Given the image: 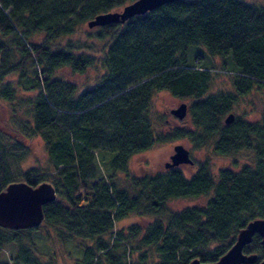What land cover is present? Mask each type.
Wrapping results in <instances>:
<instances>
[{"label": "trees", "instance_id": "16d2710c", "mask_svg": "<svg viewBox=\"0 0 264 264\" xmlns=\"http://www.w3.org/2000/svg\"><path fill=\"white\" fill-rule=\"evenodd\" d=\"M132 1L0 0V97L15 104L17 88L3 82L12 74L35 93L20 131L27 138L38 136L47 156L44 169L20 173L25 146L0 135V191L24 182L49 183L56 193L43 206L38 227L0 228V252L6 245L16 250L11 262L0 264H50L35 256L29 236L42 226L62 242L82 241L75 264L213 263L248 222L264 218V107L253 122L234 115L224 123L242 97L252 91L264 96V5L178 0L124 24L89 28L84 40L71 38L96 15ZM39 34V43L28 42ZM200 47L226 60L221 70L231 76L230 91L209 92L212 67L201 62V54L191 55V48ZM64 68L74 74L92 69L95 81L80 89L56 75ZM162 90L191 100L192 129L155 131L152 97ZM177 139L196 148L211 144L223 156L250 152L253 164L236 172L220 169L216 177L207 161L190 177L179 168L128 174L133 154ZM120 173L128 177L125 187ZM201 196H208L201 206L171 211L166 205ZM131 213L152 221L144 230L132 225L128 236L113 232L115 221ZM112 234L115 238L106 241ZM260 241L254 235L242 250L256 256L252 264L264 258Z\"/></svg>", "mask_w": 264, "mask_h": 264}, {"label": "rangeland", "instance_id": "374dc122", "mask_svg": "<svg viewBox=\"0 0 264 264\" xmlns=\"http://www.w3.org/2000/svg\"><path fill=\"white\" fill-rule=\"evenodd\" d=\"M250 4L264 5V0H242ZM86 24L78 28L77 32L71 36L72 39H86L87 33ZM43 38V34L32 37L29 43H39ZM195 49V51H193ZM191 55L196 53L201 54V62L212 67V83L210 84L209 92L230 91L231 76L226 71H222V65L226 66V60L218 56H208L203 47L191 48ZM18 57V54L15 53ZM58 77L76 83L80 89L91 85L96 78V72L92 69L84 74H74L68 68H64L57 72ZM17 75H8L3 82L10 83L13 88H17L15 104L8 102L0 97V135L4 136L8 142H19L25 146L27 150L26 156L18 165L19 172H25L30 169L41 170L47 166V156L42 140L38 136L27 138L22 133V122L26 118V103L32 98L35 93L26 90L23 84L18 83ZM181 103H185L187 107L191 104L190 99H177L172 97L167 91L162 90L156 92L152 97L151 103V118L155 131L166 134L174 129L186 128L192 129L190 118L187 115L178 120L171 115L170 110L177 108ZM264 107V96L262 91H252L250 94L241 98L239 106L235 109L233 115H243V117L253 122L259 118L260 112ZM228 115V114H227ZM225 115V117L227 116ZM177 144L182 145L189 152V157L192 160V165H181L177 168L181 169L186 177H190L195 171L198 163L208 162L210 173L216 177L220 169H229L234 172L239 171L243 165L251 166L253 164L252 154L250 152L232 153L226 156L218 155L213 151L211 144L196 148L188 139L166 140L152 145L147 150L133 154L128 160V174L130 176H145L154 175L155 173L165 170V163L169 162V157L173 154V147ZM118 181L125 187L128 177L125 174H118ZM208 199V196L197 198L174 199L166 203L171 211H180L187 207L201 206ZM152 219L141 218L134 213L115 221L114 231H121L128 236V229L134 224L139 225L143 230L151 223ZM50 234V235H49ZM105 236L106 241H112L115 236ZM31 243L34 244L35 256L42 262L50 264H75L82 255L80 247L77 245L79 239L72 241H60L52 229L47 231L45 226H42L39 231L29 233ZM133 244L137 238L133 239ZM80 242V243H79ZM136 254V253H135ZM16 255V250L12 245L3 246L0 252V261L5 260L11 262V259ZM135 258V255H133ZM136 260V259H135ZM151 264V262H149Z\"/></svg>", "mask_w": 264, "mask_h": 264}, {"label": "water", "instance_id": "95a60500", "mask_svg": "<svg viewBox=\"0 0 264 264\" xmlns=\"http://www.w3.org/2000/svg\"><path fill=\"white\" fill-rule=\"evenodd\" d=\"M173 1L178 0H134L120 10L96 15L87 22V26L93 28L115 23L124 24L132 17L144 15ZM187 110V105L181 103L177 108L170 110V113L178 120H182L187 115ZM233 119L234 115L229 113L224 123L229 124ZM187 164H193L189 152L177 144L173 147V154L164 167L170 169ZM55 198L56 193L49 183H41L35 187L24 182L9 183L0 191V228L16 231L38 227L43 220V206ZM254 235L260 237L261 245L264 247V218L254 219L239 230L233 245L216 262L201 263L192 260L188 264H252L256 256H246L242 250L252 241ZM258 264H264V258Z\"/></svg>", "mask_w": 264, "mask_h": 264}, {"label": "flooded vegetation", "instance_id": "af4514ba", "mask_svg": "<svg viewBox=\"0 0 264 264\" xmlns=\"http://www.w3.org/2000/svg\"><path fill=\"white\" fill-rule=\"evenodd\" d=\"M4 229V228H3Z\"/></svg>", "mask_w": 264, "mask_h": 264}]
</instances>
